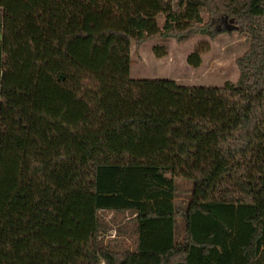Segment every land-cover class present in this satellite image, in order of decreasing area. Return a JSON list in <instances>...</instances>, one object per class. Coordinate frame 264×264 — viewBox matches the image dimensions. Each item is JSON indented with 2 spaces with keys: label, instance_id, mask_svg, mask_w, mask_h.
<instances>
[{
  "label": "trees",
  "instance_id": "trees-1",
  "mask_svg": "<svg viewBox=\"0 0 264 264\" xmlns=\"http://www.w3.org/2000/svg\"><path fill=\"white\" fill-rule=\"evenodd\" d=\"M224 20L236 82L129 76L131 43ZM0 264H264V0H0Z\"/></svg>",
  "mask_w": 264,
  "mask_h": 264
},
{
  "label": "rangeland",
  "instance_id": "rangeland-1",
  "mask_svg": "<svg viewBox=\"0 0 264 264\" xmlns=\"http://www.w3.org/2000/svg\"><path fill=\"white\" fill-rule=\"evenodd\" d=\"M157 19L161 25L162 14H158ZM249 44L245 33L227 29L214 36L192 34L184 40L155 36L146 39L138 47L131 43L129 76L139 79H172L187 86L220 87L227 81H237L239 75L237 59ZM157 45L164 46L165 54L161 57L156 56L153 50ZM197 46H203L205 50L201 53V63L192 66L187 63V56ZM187 188V183L178 181L176 204L183 205L187 201ZM102 217L109 227L102 232L104 241L131 242L132 223L127 219L129 217L127 212H102ZM181 228V220L178 218L177 232H180Z\"/></svg>",
  "mask_w": 264,
  "mask_h": 264
},
{
  "label": "water",
  "instance_id": "water-1",
  "mask_svg": "<svg viewBox=\"0 0 264 264\" xmlns=\"http://www.w3.org/2000/svg\"><path fill=\"white\" fill-rule=\"evenodd\" d=\"M222 28H225V29H227V30H236V29H237V26H234V25L232 24V21H231V20H230L229 22L226 21V20H224V24H223V27H222ZM59 79L62 80V79H63V76L60 75V76H59Z\"/></svg>",
  "mask_w": 264,
  "mask_h": 264
}]
</instances>
